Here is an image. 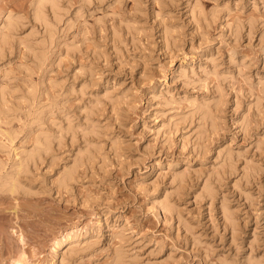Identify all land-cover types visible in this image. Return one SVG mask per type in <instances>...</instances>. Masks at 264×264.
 Returning <instances> with one entry per match:
<instances>
[{
    "label": "rangeland",
    "instance_id": "obj_1",
    "mask_svg": "<svg viewBox=\"0 0 264 264\" xmlns=\"http://www.w3.org/2000/svg\"><path fill=\"white\" fill-rule=\"evenodd\" d=\"M37 1L0 0V178L52 142L0 264H264V0Z\"/></svg>",
    "mask_w": 264,
    "mask_h": 264
},
{
    "label": "bare ground",
    "instance_id": "obj_2",
    "mask_svg": "<svg viewBox=\"0 0 264 264\" xmlns=\"http://www.w3.org/2000/svg\"><path fill=\"white\" fill-rule=\"evenodd\" d=\"M59 2L60 1H58V0L49 1L50 9H51L54 17H56V19L59 16V12L58 11H60ZM46 8H47L46 2L38 0L36 2L35 6H34V17H35V19H37L39 21H42L45 24L46 29H48L50 31V30H52V28H54V26H53L52 22L50 21V18H49V15L47 13V9ZM4 23H5V26H7L8 28H12V27L15 26V19L13 18V15L11 13H9L6 16ZM50 32H49V34L51 35L52 32L51 33ZM206 106H208V105H206ZM206 106H204L205 108L204 107L203 108H199L203 112V114L205 113L204 115H206L207 113H209V111L212 110V107L209 109V107L207 108ZM215 108H217V107H215ZM211 115L213 116V113ZM38 143H39V146L34 151L28 152L23 158H21L19 160L18 166L15 167V169L12 171L11 174H7L5 179L0 178V181L2 183L1 186L5 187L4 185L8 184L7 187H9V188L6 187L7 189H11L13 192L17 190L18 185H19V181H20L19 179L21 177L20 176L21 175V171L27 168V166L29 165L30 161H35L36 155L41 154L42 150L43 151H45L46 149L48 150V148H50V144H52V142H51V140H50V138L48 136L43 137L41 140H39ZM71 170H69V172L66 173L67 176L68 175L71 176L70 175L72 173V172H70ZM229 216H231V214ZM72 236H73L72 233H67V234H65V235H63L61 237H57V239L55 241V247L57 248L58 246H60L65 241L70 240L72 238ZM24 260H25V257L24 258L22 257V258L18 259L17 262H19L18 264H20V263H23ZM118 260H121V259H118Z\"/></svg>",
    "mask_w": 264,
    "mask_h": 264
}]
</instances>
